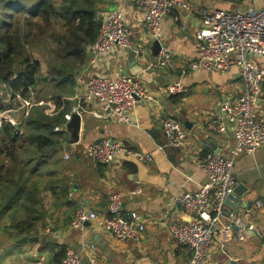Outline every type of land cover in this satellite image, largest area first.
Returning <instances> with one entry per match:
<instances>
[{
    "label": "crops",
    "instance_id": "crops-1",
    "mask_svg": "<svg viewBox=\"0 0 264 264\" xmlns=\"http://www.w3.org/2000/svg\"><path fill=\"white\" fill-rule=\"evenodd\" d=\"M140 1L107 0L102 10L125 12L132 40L142 48L141 56L115 50L94 63V56L89 52L85 67L76 78L71 102L74 105L75 96L83 95L87 80L94 74L113 78L121 74L135 75L153 93L156 102L138 105L139 127L95 117L94 113H101L98 103L83 105L80 141L75 146L63 145V159L67 152L72 154V162L66 166L64 161L65 174L71 179L70 195L59 203L50 200L45 225L37 236L25 237L32 241L0 240V264H61L66 247L81 252L85 264H189L191 251L173 241L169 226L187 223L192 216L171 205V201L176 196L197 191L204 183L203 164L209 154H225L233 147V126L225 134H213L206 130V124L223 117L224 99L239 96L243 89L237 68L181 78L182 71L188 70L197 57L195 32L201 26L198 11L203 8L244 11L249 7H263L264 0H184L187 9L175 8L163 23L164 42L174 53L172 64L166 68L153 67L159 51L150 37ZM256 62L264 69V58ZM178 81L187 88L186 93L163 94L168 85ZM257 117L264 126L263 97L257 106ZM167 118L178 120L187 131V140L181 149H160L166 143L163 122ZM102 139L121 142L126 148L113 164L99 165L83 154L85 147ZM135 152L151 154L153 161L141 162L133 156ZM233 172L235 190L240 188L242 196L238 204L234 201L226 204V212L235 210L246 226L263 229L264 146L255 154L241 155ZM137 188L142 192L132 196L130 193ZM112 193L124 196L125 212H137L144 217L146 228L140 239L121 242L95 223H87L78 230L70 228L79 207L109 217L108 198ZM245 213H250L247 219L243 216ZM236 232L234 228L233 236L223 244L212 245L206 264H264V241L253 234L241 242Z\"/></svg>",
    "mask_w": 264,
    "mask_h": 264
},
{
    "label": "built area",
    "instance_id": "built-area-1",
    "mask_svg": "<svg viewBox=\"0 0 264 264\" xmlns=\"http://www.w3.org/2000/svg\"><path fill=\"white\" fill-rule=\"evenodd\" d=\"M140 5L145 15L152 41L160 45L153 67L166 68L173 62L174 53L164 42L163 23L165 18L177 7L187 9L184 0H141ZM201 26L195 32L197 57L188 70H183L181 78L191 74L205 72H227L232 68L240 71L243 86L239 96L224 99L223 117L210 120L206 130L213 134H225L229 127H234L235 143L225 154H209L203 164L205 181L195 192H188L172 199L171 205L191 214V220L182 224H171L169 232L173 241L191 251L189 264H206L209 251L216 242L223 244L234 234L241 242L255 234L264 241V228L246 226L243 218L235 210L226 212L227 200L236 188L234 166L236 160L244 154H255L264 146V126L258 121L257 106L264 99V69L256 62L264 58V6L249 7L244 11L207 10L198 11ZM100 30L90 52L94 54V63L105 59L115 50L130 51L136 57L141 56L142 48L132 40V32L127 24V17L122 9L99 12ZM189 71V72H188ZM80 83V81H79ZM187 92L181 81L168 85L163 94L176 96ZM30 97L16 94L13 99L14 109L0 114V127L3 120L19 126L28 117L33 106H49L51 115L55 114L56 105L50 99L33 103ZM12 100L9 96L6 102ZM76 103L72 111L65 115V122L54 127L55 133L68 132V124L74 114L83 117L84 104L98 103L101 113H94L97 118H111L128 126L139 127L137 107L143 102L154 103L156 98L143 84L141 79L131 74L110 77L104 74L92 75L85 84L83 95L75 96ZM19 114V116H17ZM166 138L164 148L181 149L187 140V131L174 118L163 122ZM71 146L76 144L71 143ZM125 146L118 141L102 139L85 147L83 154L87 159L99 164L115 163ZM72 154L67 152L65 160ZM141 162H152L148 153H133ZM142 192L140 188L132 191V196ZM261 207V203H258ZM109 217H101L87 207H79L74 213L70 228L78 230L87 223L110 233L121 242L138 240L145 231L144 217L137 212H125L124 196L112 193L108 198ZM247 219L250 213H245ZM61 264H85L81 252L66 247Z\"/></svg>",
    "mask_w": 264,
    "mask_h": 264
},
{
    "label": "trees",
    "instance_id": "trees-1",
    "mask_svg": "<svg viewBox=\"0 0 264 264\" xmlns=\"http://www.w3.org/2000/svg\"><path fill=\"white\" fill-rule=\"evenodd\" d=\"M106 1L0 0V114L14 109L16 94L30 97L42 84L51 88L56 105L54 115L47 105L33 107L19 126L2 121L1 241L37 236L49 217L50 200L55 204L70 195L62 153L71 141L54 127L72 111L76 78L98 37L99 12ZM35 47L47 50L46 73L32 55ZM9 96L12 100L6 102Z\"/></svg>",
    "mask_w": 264,
    "mask_h": 264
},
{
    "label": "rangeland",
    "instance_id": "rangeland-1",
    "mask_svg": "<svg viewBox=\"0 0 264 264\" xmlns=\"http://www.w3.org/2000/svg\"><path fill=\"white\" fill-rule=\"evenodd\" d=\"M2 12H4V11H1V14H2ZM31 50H33V52H34V53H32L34 58L40 60V62L42 64L43 72L46 73L48 67H50L49 64H48L49 55L47 53V50L46 49L39 50L36 47L35 48H31ZM2 90H3V88H2V86H0V94L2 93ZM33 92L35 93L34 97H33V100H32L34 104H36L37 102H40V101H47V100H50V99L52 100L53 96H54L52 94L51 88L48 85L44 86V84H42L41 86L38 87V92L34 91V89H33ZM35 106H33V107H35ZM71 159L72 158H70L69 160H64L63 159L65 161L66 166L70 162H72Z\"/></svg>",
    "mask_w": 264,
    "mask_h": 264
},
{
    "label": "water",
    "instance_id": "water-1",
    "mask_svg": "<svg viewBox=\"0 0 264 264\" xmlns=\"http://www.w3.org/2000/svg\"><path fill=\"white\" fill-rule=\"evenodd\" d=\"M155 44H156L157 51H159L160 50V45L157 42ZM90 55L94 56V54L92 52H90ZM81 124H82V117L79 116L78 114H74L73 117H72L71 122L68 124V132L70 134V139H71L70 141L73 144H77L80 141L79 132H80ZM240 196H242L241 189L237 188L234 191L233 195H231L229 197V199L227 200V204L228 203L230 204V201H234V202H236L238 204L239 203L238 198ZM243 205H245V204H243ZM36 240H37V238L34 239V241H36ZM30 241H32V240L28 239V238H23L21 240V243H27V242H30Z\"/></svg>",
    "mask_w": 264,
    "mask_h": 264
}]
</instances>
